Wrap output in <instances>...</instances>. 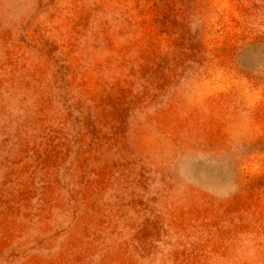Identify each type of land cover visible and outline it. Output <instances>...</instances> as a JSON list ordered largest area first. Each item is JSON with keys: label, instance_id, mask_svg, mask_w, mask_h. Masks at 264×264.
<instances>
[{"label": "rangeland", "instance_id": "obj_1", "mask_svg": "<svg viewBox=\"0 0 264 264\" xmlns=\"http://www.w3.org/2000/svg\"><path fill=\"white\" fill-rule=\"evenodd\" d=\"M0 264H264V0H0Z\"/></svg>", "mask_w": 264, "mask_h": 264}]
</instances>
